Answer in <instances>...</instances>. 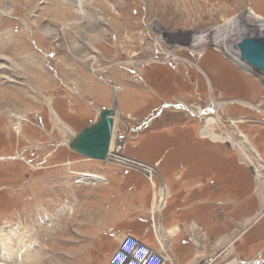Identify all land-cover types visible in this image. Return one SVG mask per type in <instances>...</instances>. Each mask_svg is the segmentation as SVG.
<instances>
[{
    "label": "rangeland",
    "instance_id": "obj_1",
    "mask_svg": "<svg viewBox=\"0 0 264 264\" xmlns=\"http://www.w3.org/2000/svg\"><path fill=\"white\" fill-rule=\"evenodd\" d=\"M247 10L264 17V0H0V234L13 227L28 233L39 264H107L127 227L151 235L149 203L169 189L150 165L173 146L170 164H181L182 151L194 158L213 149L220 163L209 170L236 173V199L212 202L220 227L237 202L236 231L260 228L264 184L228 141L252 157L255 147L264 160V74L250 65L245 71L222 51L237 37L212 40ZM102 107L115 111L108 158L86 159L65 142ZM203 117L229 139L202 137ZM131 151L153 169L151 177L112 156ZM81 172L103 179L83 183ZM256 237L252 246L241 245L242 236L236 249L222 246L204 258L264 264V229ZM16 250L11 257L2 251L0 264H22Z\"/></svg>",
    "mask_w": 264,
    "mask_h": 264
},
{
    "label": "crops",
    "instance_id": "obj_2",
    "mask_svg": "<svg viewBox=\"0 0 264 264\" xmlns=\"http://www.w3.org/2000/svg\"><path fill=\"white\" fill-rule=\"evenodd\" d=\"M167 134L169 133L165 135L167 136ZM157 147L159 146L157 145ZM175 148L174 146L163 147L156 154V160L150 165L159 173L157 175L155 172V175L160 184L163 183L169 189V195L166 197L161 210L157 207L161 198L157 202L155 198L154 201L149 203L148 224L145 226L151 229V235H143L138 231L137 227L134 228L132 226L124 230L138 237L153 248H157L156 239L161 240L169 255L182 264H193L196 262H198L197 264H201L205 260V253L211 255L214 251L222 248V246L225 247L224 251L232 246L236 249L237 245L235 242L242 236H244L245 241L241 245L244 243L245 245L247 243L251 246L254 245L256 236L260 235L264 229V220L258 226L260 227L258 229L254 231L248 229L238 233L236 231L237 228H234L230 221L231 219H234V221L238 219L232 216V214L236 215L238 211L237 202H235L234 206H231L234 209H231L230 215L228 218L226 217L227 221L229 220L228 225L222 227L219 224L221 217L214 207L215 204H212V202L215 203L216 200L222 197L224 199H231V197L232 199H236V197H233L235 195H231L232 193L230 191V189L237 187L236 184H231V180L235 179L236 173L231 176H226L228 166H225L226 169L223 170L224 172L222 170L221 172H215L214 170L211 172L209 170V167L214 163H220L213 149H210L212 152L208 151L207 153L203 151L204 148L198 149L193 156L194 158L189 157L186 153L187 150L182 151L183 157L181 164H170L172 162L171 158L174 157L176 152ZM157 150L159 149H151V151L155 152ZM122 156L137 161L140 160L137 157L139 155L134 154L132 151ZM177 172H180L179 177L176 175ZM132 187L137 189L136 186ZM262 190L264 202V189ZM250 208L249 205H245L243 209L239 210H244L246 217L247 212L249 213L247 210ZM152 211L154 212L151 214ZM157 226L160 227V231L157 230Z\"/></svg>",
    "mask_w": 264,
    "mask_h": 264
},
{
    "label": "bare ground",
    "instance_id": "obj_3",
    "mask_svg": "<svg viewBox=\"0 0 264 264\" xmlns=\"http://www.w3.org/2000/svg\"><path fill=\"white\" fill-rule=\"evenodd\" d=\"M67 1H71L72 3H75V2L81 3L84 0H67ZM61 4L62 3H60L59 6H61ZM63 5L64 4H62V7H64ZM78 5H80V4H78ZM252 12H253L252 10L246 12L244 14L243 18L241 19V22H238L239 25H238L237 21H234V22L233 21H230V23L224 24L223 27H221V28H219V30H217L218 33L221 32L222 34L219 35V36L217 35L216 38L213 37V39H212L216 43H218L217 41H220L219 38L222 37V36H225V37L227 36L230 40H233V38H236L237 37L238 39H236L237 40L236 42H230L228 40H225L229 44L226 45L225 42H224V44L223 43H220V45L223 44V46H222L223 49H222L221 46L220 47H221L222 51H224V53L229 56V58H230L231 61H234L235 63L239 64L241 67H246L245 68L246 69L245 71H248V72H251V69L252 68L249 66V64H247L245 61H243L240 58L238 44L244 38H248L251 35L257 36L256 38H259V36L260 37H264V17L262 15H260V14H256L255 12H253V13ZM237 34L239 36H237ZM207 38H208V36L206 37V39ZM210 38H211V35H210ZM4 60H6V59H4ZM3 67L5 68V66H3ZM226 109H228V108H226ZM195 112L198 115L199 112H200V109H197L196 108ZM201 120L205 121V123H206L204 125L203 129L200 132V134H201L202 137H207L208 139L214 140L216 143H218L216 141L217 139H219L218 141H220L221 138H224L223 139L224 140V143H225V140L229 139L228 137L226 138L224 136H222L221 138H218V136L216 135V133L214 131L215 129L212 128V127H210L212 125L209 126V123L208 122L212 120L211 117H208V118H204L203 117V118H201ZM232 123H234V121ZM80 129L77 132H75V134L73 135V137L71 139H69L67 141L68 142L71 141L75 137V135L80 131ZM113 129H114V125H113ZM113 132H112V136H111V139H110V142H109L110 143L109 144V147L111 145V141H112V137H113ZM224 134H226V133H224ZM240 136H241L242 140L244 141L245 140L244 139V135H241V133H240ZM228 143L231 144V145L232 144L236 145L238 147L239 151L242 152V154H243V152L245 153V156L246 157H244V158H247L248 163L251 164L249 166H251L252 169H253V173L254 174L251 172L252 175H254V177H256V179L259 182V184L260 183L261 184H264V183H262L264 181V175L262 174L263 173L262 170L264 168V160L261 159V156L258 153V151L255 149V147H253L254 150H252V152L255 154L254 155L255 157H252L243 148V146L239 142H237V140L231 139V140L228 141ZM248 143H249V141H248ZM248 143L246 142L247 146L252 149V146L253 145L250 144V143L248 144ZM109 150H110V148H109ZM108 154H109V151H108ZM108 154H107V157H108ZM112 156L114 157V159L116 161H119L121 163H130V164H132L134 166L144 167V169L148 173V176L149 177L151 176V173L153 172L152 168L150 169V167H148L147 165L146 166H142L140 163L135 162L133 159H127V158H125V157H123L121 155H116V154H113ZM258 159H260L261 164L259 163ZM255 167H257L258 170H256ZM77 179H79V181H81V182L84 183L85 181H88V182H90V181H92V182L93 181H95V182L96 181H100L103 178H99L98 176H96V174L95 175H92V174H88V173L81 172V173L78 174ZM161 189H162L161 192H160L161 200H160V202L158 203V206H157L159 209L163 207V203L165 202L164 199L166 198L165 196L167 195V190L164 189V188H161ZM14 228L15 227L8 228V229L5 230V232H3L2 234H0V246L2 248V250L0 252V256H2V254H3L2 251H4L5 252L4 254L8 255V257H11L12 251L17 247V250H16V252H15L14 255L20 258V260L22 261V264H39V260L37 258H35L34 256L32 257L30 255L33 251H35V249H37V247H35L34 245H32L33 242L31 244L28 242V236H29V234L25 232L24 233V236H23L19 232L17 233L18 230H15ZM20 232L22 233V231H20Z\"/></svg>",
    "mask_w": 264,
    "mask_h": 264
},
{
    "label": "water",
    "instance_id": "obj_4",
    "mask_svg": "<svg viewBox=\"0 0 264 264\" xmlns=\"http://www.w3.org/2000/svg\"><path fill=\"white\" fill-rule=\"evenodd\" d=\"M238 47L240 58L264 74V37L244 38ZM112 115V109L100 108L95 118L83 126L71 141H66L65 145L72 152L86 159L105 160L113 132Z\"/></svg>",
    "mask_w": 264,
    "mask_h": 264
},
{
    "label": "built area",
    "instance_id": "obj_5",
    "mask_svg": "<svg viewBox=\"0 0 264 264\" xmlns=\"http://www.w3.org/2000/svg\"><path fill=\"white\" fill-rule=\"evenodd\" d=\"M255 168L258 170L257 167ZM249 169H251V172L253 173L251 166ZM168 195L169 191L167 190V195L165 197ZM159 210H161V208ZM153 212L154 211H152L151 214ZM157 227V230L160 231V227ZM156 244L157 248H153L131 233L124 234L118 239L115 249L107 259V264H182L169 255L161 240L156 239ZM204 262L207 264L206 260H204Z\"/></svg>",
    "mask_w": 264,
    "mask_h": 264
},
{
    "label": "trees",
    "instance_id": "obj_6",
    "mask_svg": "<svg viewBox=\"0 0 264 264\" xmlns=\"http://www.w3.org/2000/svg\"><path fill=\"white\" fill-rule=\"evenodd\" d=\"M144 134H145V133L143 132V135H144ZM143 135H139V136H138V139H139L141 136H143Z\"/></svg>",
    "mask_w": 264,
    "mask_h": 264
}]
</instances>
